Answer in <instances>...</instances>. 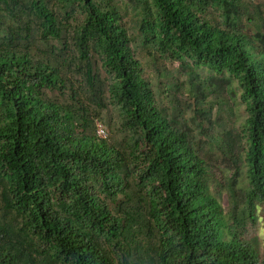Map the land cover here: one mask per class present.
<instances>
[{
	"label": "trees",
	"instance_id": "trees-1",
	"mask_svg": "<svg viewBox=\"0 0 264 264\" xmlns=\"http://www.w3.org/2000/svg\"><path fill=\"white\" fill-rule=\"evenodd\" d=\"M258 224L264 1L0 0V264H264Z\"/></svg>",
	"mask_w": 264,
	"mask_h": 264
},
{
	"label": "rangeland",
	"instance_id": "rangeland-1",
	"mask_svg": "<svg viewBox=\"0 0 264 264\" xmlns=\"http://www.w3.org/2000/svg\"><path fill=\"white\" fill-rule=\"evenodd\" d=\"M259 1H264V0H259ZM142 58H145V57H142ZM173 65L174 64L171 62H165L164 63V65H163L164 70H166L165 76L161 75V76L157 77V75H156L157 72L151 71L150 73L153 75V78L155 80L154 83H157L158 80H160L166 86H171L172 84L178 83L179 89H180V92L178 93V96H179V94H181L183 92V86H185V84H186L185 83V77H184L185 74H184L183 69H179ZM146 69L147 70H153L154 68L151 66V67H147ZM169 83H171V84H169ZM218 83H220L221 85H224L223 82L218 81ZM154 90H155V94H157L155 96H156V100L158 102V105L166 104L168 102L166 97H164V95H162V94H158V92L160 90H158L157 88H155ZM224 91H225V89L221 90L220 93H224ZM113 110H116V113L118 111L117 109H113ZM217 112H218V110H216V104L214 103L212 105L210 118L213 119V117H215L217 115ZM215 113H216V115H215ZM219 114H220L219 120L222 123L223 118H224V116H223L224 114H223V112H220ZM117 116L118 115H115L114 118H117ZM179 116L182 117V115H179ZM103 119H104V116H103ZM186 121H187V124L191 127L192 126L191 121L190 120H186ZM216 125H218V124H216ZM216 125H215V127H217ZM205 150L207 151V154H208L211 151L212 152L216 151V147H210L208 144H206ZM208 150H210V151H208ZM212 163H214L218 167L217 171L214 170V172L217 174L216 178L218 179V180L215 179L216 185H214V189L219 190L218 191L219 192V195H218L219 199L222 202V204H224V206L226 207L225 204L227 203V193H226V189H225L223 183L225 181L224 178L226 179L227 177H230L232 171L234 170V165L229 161V159L225 158V155L224 156L221 155L217 159H214L212 161ZM220 171H222V173ZM260 228H261L260 224H258V227H256V229L249 230V235H247L246 237L253 239V241L256 242L257 247L260 248V251L262 252V245H263L262 241L264 239V232L260 231Z\"/></svg>",
	"mask_w": 264,
	"mask_h": 264
},
{
	"label": "built area",
	"instance_id": "built-area-1",
	"mask_svg": "<svg viewBox=\"0 0 264 264\" xmlns=\"http://www.w3.org/2000/svg\"><path fill=\"white\" fill-rule=\"evenodd\" d=\"M96 134L101 138L108 137V131L100 121H96Z\"/></svg>",
	"mask_w": 264,
	"mask_h": 264
}]
</instances>
